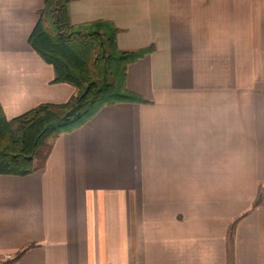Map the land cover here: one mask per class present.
<instances>
[{
	"label": "crops",
	"instance_id": "crops-1",
	"mask_svg": "<svg viewBox=\"0 0 264 264\" xmlns=\"http://www.w3.org/2000/svg\"><path fill=\"white\" fill-rule=\"evenodd\" d=\"M44 0H0L12 119L76 87L29 36ZM108 21L144 101L103 106L36 170L0 174V264H264V0H71ZM10 255V256H9Z\"/></svg>",
	"mask_w": 264,
	"mask_h": 264
},
{
	"label": "trees",
	"instance_id": "trees-1",
	"mask_svg": "<svg viewBox=\"0 0 264 264\" xmlns=\"http://www.w3.org/2000/svg\"><path fill=\"white\" fill-rule=\"evenodd\" d=\"M71 0H44L30 46L55 69L53 81L76 87L64 103H41L7 119L0 103V174L27 175L58 135L84 125L103 106L144 101L126 85L127 67L148 53L116 47L119 29L108 21L75 25Z\"/></svg>",
	"mask_w": 264,
	"mask_h": 264
},
{
	"label": "built area",
	"instance_id": "built-area-1",
	"mask_svg": "<svg viewBox=\"0 0 264 264\" xmlns=\"http://www.w3.org/2000/svg\"><path fill=\"white\" fill-rule=\"evenodd\" d=\"M10 256V255H9Z\"/></svg>",
	"mask_w": 264,
	"mask_h": 264
}]
</instances>
